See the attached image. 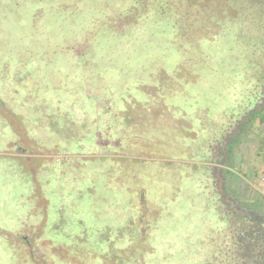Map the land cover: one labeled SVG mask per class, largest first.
<instances>
[{"label": "rangeland", "instance_id": "1", "mask_svg": "<svg viewBox=\"0 0 264 264\" xmlns=\"http://www.w3.org/2000/svg\"><path fill=\"white\" fill-rule=\"evenodd\" d=\"M224 139L264 209V0H0V264H226Z\"/></svg>", "mask_w": 264, "mask_h": 264}, {"label": "flooded vegetation", "instance_id": "2", "mask_svg": "<svg viewBox=\"0 0 264 264\" xmlns=\"http://www.w3.org/2000/svg\"><path fill=\"white\" fill-rule=\"evenodd\" d=\"M227 140L221 143H215L213 150L209 152V162H213L214 157H219L220 166L216 167L209 163V172L212 178V187L219 203V214L231 217L228 223L231 233L225 234L223 243L227 246L225 256H228L226 264H264V209L242 204L233 197L226 187V176L224 165L226 162ZM20 157V154H19ZM221 169V170H220ZM218 179H223L224 189L222 193L218 191ZM231 197V199H228ZM255 211L256 214L246 215L241 213L240 209ZM217 213V209H215Z\"/></svg>", "mask_w": 264, "mask_h": 264}, {"label": "water", "instance_id": "3", "mask_svg": "<svg viewBox=\"0 0 264 264\" xmlns=\"http://www.w3.org/2000/svg\"><path fill=\"white\" fill-rule=\"evenodd\" d=\"M221 170V169H220ZM218 191L220 192V193H222V189H224V187H223V185H224V181H223V179H218ZM228 199H231L233 202H234V200L231 198V197H228ZM240 212L241 213H246V215H250V214H256V212L255 211H251V210H246L245 208H241L240 209Z\"/></svg>", "mask_w": 264, "mask_h": 264}, {"label": "built area", "instance_id": "4", "mask_svg": "<svg viewBox=\"0 0 264 264\" xmlns=\"http://www.w3.org/2000/svg\"><path fill=\"white\" fill-rule=\"evenodd\" d=\"M264 181V180H263Z\"/></svg>", "mask_w": 264, "mask_h": 264}]
</instances>
